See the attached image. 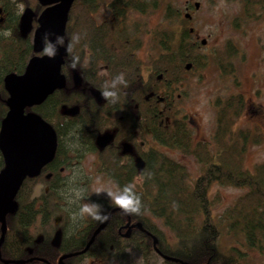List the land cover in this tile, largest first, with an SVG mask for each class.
<instances>
[{"label":"trees","instance_id":"trees-1","mask_svg":"<svg viewBox=\"0 0 264 264\" xmlns=\"http://www.w3.org/2000/svg\"><path fill=\"white\" fill-rule=\"evenodd\" d=\"M131 1L137 3V0ZM140 1L146 2V0ZM241 1L246 11L249 10L250 5L261 3L264 0ZM19 2L21 1L18 0ZM80 2L82 0H76L72 7L69 33L74 36L78 35L80 39L79 42H74L73 39L69 40L71 50L92 49L97 57L100 55L98 52H101L100 57L110 66L109 75H112V78L119 74L120 71L117 70L122 67L128 82L127 85L134 90L136 108H140L141 113H145L142 104L150 101L153 105L155 102L154 97L144 100V95L151 88L150 83H158L157 73L161 75L162 83L172 79L180 81L185 78L186 74L198 71L207 63L206 56L199 52L200 45L196 39H193L190 28L186 27L189 19L185 16L182 18L179 11L168 2L165 17L169 21V25L166 29L154 31L153 35L156 37L150 39L156 42L162 52L158 58L161 66L157 68L156 73H151L147 82H144L139 69V60L133 53L136 45L132 41L115 38L110 31L108 33L105 27L94 29L92 37L88 40L80 36L88 28V23L90 27H93L91 19L86 17L93 10V6L88 5L91 0H86L87 6L84 9L81 8ZM13 3L15 2L13 1ZM13 3L10 0L6 1V8L10 12L9 16H13L16 10V5ZM24 4L28 5L25 1ZM153 6L154 3H152ZM246 13L249 14V12ZM175 17L179 20V25L177 28H172L171 18L177 23ZM72 22L75 23V26ZM236 51L235 47L230 46L227 52L228 55H231ZM30 54V45L23 48L18 59V69L13 66L15 63L11 61V58L7 59L5 66H1L0 92L3 90L1 82L3 75L10 71L23 72ZM20 59L22 60L19 62ZM219 70L223 74L232 71L223 63L219 64ZM92 76H94V72H92ZM0 95L2 96V94ZM244 102L241 93H233L216 99L215 127L210 142H193L191 130L184 120L173 118L176 115L174 109H165L162 114L154 116L153 113L158 111L157 108L152 107L149 125L152 137L161 146L176 148L184 154L193 156L203 165L201 173L190 179L185 166L163 152L152 149L145 159L143 169L140 172L135 170V173L139 174L142 179L141 183L132 185L117 180L120 189L126 185H132L134 191L140 196V212L129 214L131 221L139 222L144 231L155 235L159 249L166 255L181 259L188 264H241L239 259L243 254L238 247H231L230 253L227 254H224L219 248L220 229L216 221L217 217L212 212L219 198L217 196L210 198L209 196L210 188L215 183L245 189L244 193L237 196L232 204L224 209L218 219L220 218L230 231L239 233L249 249H258L264 255V161L256 164L252 170L242 166L246 149L250 144L260 143L263 140V135L257 127H233L236 117L244 110ZM45 105L47 106L44 110L38 109L43 117L48 118V108L53 106L51 97L46 100ZM5 110L0 100V120L4 116ZM85 123L82 118L71 120L67 128L62 126L61 132H65L66 138L70 140L71 144H77L78 138L85 134ZM1 167L2 161H0ZM30 182L29 180L24 181L18 190L15 197L17 209L6 217L7 230L3 242L18 240L28 243L33 241L35 238L30 231V226L34 223L36 216L41 215L42 221L47 222L49 215L54 212L52 200L57 196V191L63 182L56 185V190H49L41 195L39 207H36V200H29ZM94 203L100 205L102 212L106 215L108 210L115 205L108 203L103 198H96ZM152 217L160 219L162 224L170 229L174 237L172 247L163 244V232L153 223ZM124 222L125 214L114 212L104 228L94 238L91 246L87 249V254L84 255L104 259L116 257V253L120 252L119 248L114 246L111 249L109 245L116 244L119 236L118 227ZM99 223L101 222L90 218L87 226L83 229V234L75 240V244L84 243L91 229ZM147 232L135 230L130 237V239L142 243L144 256L152 250V239ZM43 240L50 242V237L44 234L41 238V241ZM37 248L33 247L34 253L41 252ZM51 248L54 254L53 259L56 260L62 252H73L82 247L63 243L58 247ZM0 252L2 255L8 254L5 252L4 244L1 245ZM74 261V257L68 258L65 264H73ZM164 264L178 263L164 261Z\"/></svg>","mask_w":264,"mask_h":264},{"label":"flooded vegetation","instance_id":"flooded-vegetation-1","mask_svg":"<svg viewBox=\"0 0 264 264\" xmlns=\"http://www.w3.org/2000/svg\"><path fill=\"white\" fill-rule=\"evenodd\" d=\"M6 1L7 0H0V18H2L0 21V68L1 66H5L8 58H11V61L15 63L13 66L18 69V59L21 56L23 48L26 46L30 45L31 48V54L29 57L34 54H44L43 50L40 53H34L32 40L33 32L38 27L37 17L45 6L41 5L38 0H35L33 2H29L28 5L24 7V9L30 8L34 15L32 17L30 29L26 33H22L20 23L21 15L24 9L21 13L18 12L13 16H9L8 14L10 12H8L6 8ZM13 1L15 3H13ZM75 1L76 0L73 1L69 9L65 32L64 35H62L65 38L64 46L66 49H68L70 43L69 40L74 36L72 33H69V30L72 21V7L73 4H75ZM10 2L18 5V0H10ZM135 2L131 0H110L103 5V2L100 0H91L88 5H92L93 10H91L86 17L91 19L94 28L90 27L88 23V28H86L85 32H82L80 36L85 40H88L92 37V31L94 29L105 27L107 28L108 33L110 31L112 36L115 38H123L125 41H132V43L136 45L133 53L139 60L140 73L142 74L143 81L147 82L151 73H156V71H158L157 68H159L161 64L158 62L159 54L153 58H147L146 60L142 59L138 55V50L143 48L145 45L146 37L148 36L150 40V36L151 38L156 36L153 35V33L151 35L149 30L145 27L146 22L144 21V17L146 16V12L150 9V5L140 0H137V3ZM80 5L81 8L84 9L85 6H87L86 0H82ZM38 7L40 8L38 9ZM186 8L188 9V7ZM190 18L191 15L188 19ZM72 24L75 26L74 22H72ZM190 29H192L190 33L194 35L193 28ZM5 31H10L11 35L5 37L3 35V32ZM153 44L154 46H157L156 42H153ZM94 53L95 51L92 49H75L71 50V52L67 51L66 56L63 58L64 62L61 66V73L65 77L64 87L55 89L42 103L34 105L31 108H26V111L31 110L38 113L53 127L56 133V150L52 160L45 164L36 176L26 177L24 179V181H31L29 200H36V207H39L40 205L39 203L41 200H39V198L41 195L47 193L49 190H56V185L63 182L62 180L67 177L63 174H66L65 171L68 170L69 167L80 168L86 173L87 170H89V179L95 175H105L104 177L114 182L116 186H118L117 180L122 181L125 184L132 185L135 183H141L142 179L139 174L135 173V170L140 172L145 165V159L149 156L150 151L152 149L157 150L151 145V139L154 142L157 141L152 137L149 129L151 117L150 113L153 109L152 107L157 108L158 111L157 113H153V115H160L165 109H174V95L176 94V97L180 96V94L176 93V90L180 88L182 81H175L172 79L169 82L162 83L161 75H158L157 73V79L159 80L158 83H150L151 88L144 95V100H150V98L154 97L156 103L153 102L152 105L150 101H147L142 104L145 109V113H141L140 108H136V103L134 102V90L129 85H127V87L122 86L119 90V100L117 103L114 104L110 100H105L101 96V91L105 82L112 79V75H109V72H111L109 68L110 66L104 60L102 61L100 57L101 52H98L100 54L98 57ZM72 55L79 56L80 58V63L75 70L69 67V58ZM21 60L22 59H20L19 62ZM117 71H120L119 73H124V69L122 67H120V70ZM10 72L18 74L16 71ZM92 72H94V76H92ZM74 73L79 76L78 83L74 80ZM3 77L1 80L3 90L0 92V94H2V96L0 95V100L6 109L5 100L8 97V94L3 85ZM49 97L52 98L53 106L52 108H48L49 116L46 118L49 120H47L43 117L38 108L44 110L45 106H47L45 105L46 100ZM70 109L74 111L72 113H67V110ZM79 118H82V121L86 122L85 134L78 138L77 144H71L70 140L66 138L65 132H61V130H63L62 126L64 125V127L67 128L71 120ZM104 133L110 134V139L104 145H98L97 138ZM137 159H141L143 163V167L141 169H138L136 166ZM0 161H2L3 167L1 153ZM91 168H94V170L91 171ZM36 185H41L39 195L34 199H30V194ZM96 198L103 197L96 195L92 196L90 197L89 202L94 203ZM103 199H105L108 203H113L112 201H108L106 198ZM52 208L54 212L49 215V221L43 222L42 216L39 214L36 216V219L40 218L41 224L49 223L52 215L59 211L55 204H52ZM112 208L119 207L114 205ZM112 208L108 210L107 215ZM116 211L125 214L120 208L113 211L112 214ZM63 217L64 214L56 215L53 220V225H55L58 220L63 219ZM87 222H89V219L83 221L81 225L77 224L76 230L71 231L70 234H66L64 227L61 226L60 228H62V231L61 229H57L55 232V235L59 232L57 244L53 243L54 238H51L48 231L45 232V235L50 237V242L44 240L41 241L42 236H44L43 234L28 243H23L18 240L2 242L1 245L4 244L5 252L8 254L2 255L0 252V264H57L59 256L72 252H62L58 258L54 260V254L51 247H58L64 243L65 245H72L79 248L82 247L77 251L82 250L89 240L92 232L97 227L96 226L91 229V232L88 236H86V241L84 243L75 244V240L83 234V229L87 226ZM126 223L129 224L128 226L130 229L129 234L124 236L123 234L127 230ZM136 223L138 222L131 221L129 214H125V222L121 224L117 230L119 236L116 240V244H110L109 247L112 249L114 246H117L121 252L122 249L128 247L127 245L129 243H135L138 245L137 248L141 249L143 252L142 243L134 239H130L132 232L135 230L147 232L146 230L144 231L134 227L133 225ZM147 234L151 237V233L147 232ZM156 246L157 248L154 249L152 245V250L149 253L153 252L157 254V256L161 257L163 264L164 261H172L181 264L179 261L164 258V255L166 254L159 249L158 244H156ZM33 247H38L37 249H40L41 252L39 253V251H35L37 253H34ZM86 252L67 257L63 260L62 264H65L66 260L72 257L75 258L77 263L83 261L84 259L93 258L92 256L84 255L87 254ZM116 254L118 257L116 256L110 259H119V252ZM8 261L25 262L18 263Z\"/></svg>","mask_w":264,"mask_h":264},{"label":"rangeland","instance_id":"rangeland-1","mask_svg":"<svg viewBox=\"0 0 264 264\" xmlns=\"http://www.w3.org/2000/svg\"><path fill=\"white\" fill-rule=\"evenodd\" d=\"M20 1L16 5V14L21 13L26 6L24 1L29 3L35 0ZM100 1L104 5L110 0ZM196 1L199 2L198 8L194 7ZM168 2L179 11L182 18L186 12L191 15L186 27L193 28V39H196L200 45L199 52L207 58V63L203 68L186 74L181 80L182 84L176 90L180 96L176 97L175 94L173 99V107L176 111L173 118L184 120L191 130L193 142H210L215 127L216 99L233 93H241L245 100L244 110L236 117L233 127H257L263 135V140L257 145L250 144L244 154L242 166L252 170L256 164L264 161V1L250 5L249 10L245 11L241 0H146L150 9L146 12L144 21L151 35L154 31L166 29L169 25L165 17ZM152 3H154L153 7ZM177 23L171 18L172 28L178 27V19ZM203 38L205 43L201 44L200 41ZM230 46L235 47L237 51L228 55L227 51ZM161 53V50L154 46L148 36L143 48L138 50V55L144 60ZM221 63L232 71L227 74L221 73L219 70ZM151 145L185 166L190 179L201 173L203 165L193 156L184 154L176 148L161 146L152 139ZM90 170L93 171L94 168ZM65 173L63 175L67 177L63 179L57 196L52 200V204H55L59 211L52 215L47 224H41L40 218L36 219L30 226L34 238L48 231L53 239L57 229L62 231L61 226L64 227L66 234H70L71 231L76 230L77 224L81 225L83 221L91 218L85 216L75 221L72 219L73 213H77L82 204L90 203V197L95 195L112 201L105 192L120 190L114 182L104 177L105 175H95L89 179V170L86 173L80 168L69 167ZM99 185L104 186L105 192L97 195L96 188ZM72 188L83 189L84 198L74 204H69L68 197ZM244 192V188L217 183L210 188V198L214 196L219 198L212 209L220 229L219 248L227 254L231 247H238L243 254L239 259L241 264H264V255L258 249H249L239 233L230 231L226 224L220 218L218 219L224 209ZM60 214H64L63 219L53 225L54 217ZM151 220L163 232V244L172 247L174 237L170 229L164 226L160 219L152 217ZM127 246L119 252V259L93 257L78 263L74 261L73 264H163L161 257L157 254L152 252L144 256L141 249L137 248V244L129 243Z\"/></svg>","mask_w":264,"mask_h":264},{"label":"water","instance_id":"water-1","mask_svg":"<svg viewBox=\"0 0 264 264\" xmlns=\"http://www.w3.org/2000/svg\"><path fill=\"white\" fill-rule=\"evenodd\" d=\"M74 0H38L45 6L37 17L38 27L33 32V51L40 53L44 48L43 36L47 32L50 39L54 40L56 35H64L68 19V12ZM198 8L199 2L194 3ZM1 13V9H0ZM33 11L24 9L21 15L20 29L26 33L31 27ZM189 17V13H185ZM2 18H0V21ZM202 44L205 39H202ZM67 54L65 46L59 47L54 58L46 55L34 54L27 60L21 73L9 72L3 77V85L8 94L5 100L7 111L0 121V153L3 167L0 169V245L6 232V216L17 209L15 197L26 177L36 176L40 169L50 162L56 150V133L53 127L34 111H26L34 105L42 103L55 89L65 85V77L61 73L63 58ZM74 80L79 82V76L74 73ZM98 94L97 92H95ZM75 109V108H74ZM74 110H67L72 113ZM110 139V134L104 133L97 138L98 145H104ZM138 169L143 167L141 159H137ZM41 185H36L30 194V199L39 195ZM112 208L107 215V220L101 222L92 232L85 247L77 252L61 255L57 264H62L67 257L84 253L89 248L95 236L104 228L113 211ZM127 230L123 234H129L130 227L126 223ZM143 230L140 223L133 225ZM56 233L53 243L57 244ZM152 245L157 248V237L151 235ZM166 259L188 264L181 259L164 255ZM23 263L25 261H8Z\"/></svg>","mask_w":264,"mask_h":264},{"label":"clouds","instance_id":"clouds-1","mask_svg":"<svg viewBox=\"0 0 264 264\" xmlns=\"http://www.w3.org/2000/svg\"><path fill=\"white\" fill-rule=\"evenodd\" d=\"M5 37L10 36V31L3 32ZM74 42H79L80 37L78 35L72 37ZM44 48L43 53L47 57L54 58L59 47L65 45V38L60 35H56L55 39H50V34L45 33L43 36ZM67 51L71 52V46L68 47ZM80 63L79 56L72 55L69 58V67L73 70L77 69ZM127 81L124 73H119L113 77L110 81L105 82L101 91V96L105 100H110L112 103H117L119 100V89L121 86L127 87ZM105 192L104 186L99 185L96 188V194L100 195ZM105 194L117 205L125 214H138L141 209L140 196L134 191L132 185H126L119 191L113 192L107 190ZM84 198V190L80 188L70 189V195L68 197L69 204H74ZM90 216L92 219L104 222L107 220V215L102 212L101 206L96 203H85L82 204L77 213H73L72 219L75 221L78 218Z\"/></svg>","mask_w":264,"mask_h":264}]
</instances>
